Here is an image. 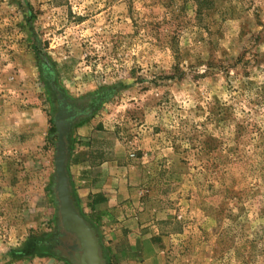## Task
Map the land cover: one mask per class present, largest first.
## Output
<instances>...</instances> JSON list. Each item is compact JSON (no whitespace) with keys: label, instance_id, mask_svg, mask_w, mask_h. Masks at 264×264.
<instances>
[{"label":"rangeland","instance_id":"obj_1","mask_svg":"<svg viewBox=\"0 0 264 264\" xmlns=\"http://www.w3.org/2000/svg\"><path fill=\"white\" fill-rule=\"evenodd\" d=\"M60 97L105 264H264V0H0V264H73Z\"/></svg>","mask_w":264,"mask_h":264},{"label":"water","instance_id":"obj_2","mask_svg":"<svg viewBox=\"0 0 264 264\" xmlns=\"http://www.w3.org/2000/svg\"><path fill=\"white\" fill-rule=\"evenodd\" d=\"M59 100V109L55 117L58 136L57 154L55 157V192L61 233L69 236L72 240V244L69 245L68 257L73 264H105L97 233L81 215L72 197L70 177L67 170V136L72 118L77 113L72 110L69 111L70 107L66 99L60 97ZM67 113H70V115H67Z\"/></svg>","mask_w":264,"mask_h":264},{"label":"crops","instance_id":"obj_3","mask_svg":"<svg viewBox=\"0 0 264 264\" xmlns=\"http://www.w3.org/2000/svg\"><path fill=\"white\" fill-rule=\"evenodd\" d=\"M89 166L88 165H83L81 167V169H87ZM108 196V195H106ZM129 236V233L128 235ZM130 238V237H129ZM127 239L126 236H124L125 240ZM129 245L127 244H123L122 246H130V248L132 249H136L137 254L135 255V258H141L144 260H147L149 258H151V256L155 253L156 249H155V243L152 242V239L150 238V236H146V237H142L140 238L139 236L135 237V239H130L129 241Z\"/></svg>","mask_w":264,"mask_h":264},{"label":"trees","instance_id":"obj_4","mask_svg":"<svg viewBox=\"0 0 264 264\" xmlns=\"http://www.w3.org/2000/svg\"><path fill=\"white\" fill-rule=\"evenodd\" d=\"M199 2V1H198ZM103 197H98V195L96 196V198L94 199L95 202H98V200H101Z\"/></svg>","mask_w":264,"mask_h":264},{"label":"bare ground","instance_id":"obj_5","mask_svg":"<svg viewBox=\"0 0 264 264\" xmlns=\"http://www.w3.org/2000/svg\"><path fill=\"white\" fill-rule=\"evenodd\" d=\"M70 105H71V104H70ZM72 109L75 110V107H72ZM70 110H71V109H69V111H70ZM69 111H68V112H69ZM67 115H70V113H67Z\"/></svg>","mask_w":264,"mask_h":264}]
</instances>
